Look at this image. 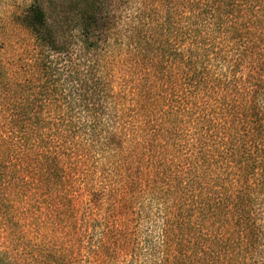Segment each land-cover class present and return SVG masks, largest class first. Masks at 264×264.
I'll return each instance as SVG.
<instances>
[{
  "label": "trees",
  "instance_id": "trees-1",
  "mask_svg": "<svg viewBox=\"0 0 264 264\" xmlns=\"http://www.w3.org/2000/svg\"><path fill=\"white\" fill-rule=\"evenodd\" d=\"M51 3L0 31V264H264V0Z\"/></svg>",
  "mask_w": 264,
  "mask_h": 264
},
{
  "label": "rangeland",
  "instance_id": "rangeland-1",
  "mask_svg": "<svg viewBox=\"0 0 264 264\" xmlns=\"http://www.w3.org/2000/svg\"><path fill=\"white\" fill-rule=\"evenodd\" d=\"M46 10H52L53 5L61 0H39ZM32 0H0V31H4L11 28L13 31V40L20 44V46H28L32 41L29 32L20 26L18 23L13 24L12 18H15L17 14L22 12ZM3 33V32H1Z\"/></svg>",
  "mask_w": 264,
  "mask_h": 264
}]
</instances>
